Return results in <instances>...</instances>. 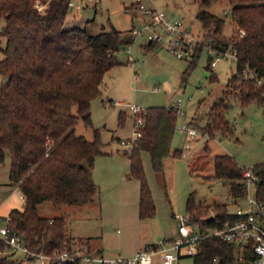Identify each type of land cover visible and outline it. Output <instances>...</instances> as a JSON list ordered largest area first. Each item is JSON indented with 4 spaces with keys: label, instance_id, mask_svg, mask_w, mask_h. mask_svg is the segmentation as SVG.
Here are the masks:
<instances>
[{
    "label": "trees",
    "instance_id": "1",
    "mask_svg": "<svg viewBox=\"0 0 264 264\" xmlns=\"http://www.w3.org/2000/svg\"><path fill=\"white\" fill-rule=\"evenodd\" d=\"M71 1L0 0V20L5 21L0 36L6 39L0 60V74L4 78L0 87V163L10 157L9 177L25 202V208L13 209L5 223L24 238L29 249L47 255L72 250L74 242L79 246L88 244V239L67 237L65 219L44 218L38 213V206L45 201L59 207L86 206L95 201L98 186L93 182L92 170L96 157L106 155L102 151L104 143L99 130H94V140L88 141L75 134L74 126L80 118L86 126H93L91 103L101 95L104 76L121 64L117 55L122 48L133 43L131 35L115 29L97 35L78 27L65 29ZM216 1L219 0L200 2L198 19L208 31L207 41L195 49L183 80L196 66L204 46L217 55L228 50L235 54L236 74L229 79L224 98L211 108L206 126L209 134L219 131L230 135L224 99L234 93L239 94L242 105L264 103V90L254 80L239 78L246 70L264 76V0H228L235 25L230 38L222 34L225 21L204 10ZM240 30L245 32L244 36ZM158 46L148 42L142 47L151 51ZM207 68L212 69L210 56ZM211 78L216 79L213 73ZM178 113L179 108L172 106L147 108L141 138L129 154L127 178L140 183V220L156 214L141 153L149 154L153 170L159 175L163 174L164 161L169 156L182 155L181 151L171 149ZM123 118L120 113V124ZM214 171L213 177L229 182V196L235 202L243 196L242 168L233 157L216 156ZM227 206L216 204L217 210L207 213L191 193L186 203L189 222L207 228L217 221L234 220ZM212 214L215 219L210 220ZM159 246L156 243L150 247ZM0 250H5V245H0ZM238 254L234 244L210 236L200 242L192 257L193 264H214L215 259L220 264H240ZM12 255L0 256V264H19Z\"/></svg>",
    "mask_w": 264,
    "mask_h": 264
},
{
    "label": "rangeland",
    "instance_id": "2",
    "mask_svg": "<svg viewBox=\"0 0 264 264\" xmlns=\"http://www.w3.org/2000/svg\"><path fill=\"white\" fill-rule=\"evenodd\" d=\"M201 0H84L83 9L77 12L69 8L64 28L85 29L97 35L113 29L132 36L136 28L142 30L148 21L138 3L146 10L163 11L173 20L182 21L193 42L200 46L207 41L198 14L202 10ZM204 10L225 21L222 34L230 38L235 25L230 14L228 0L211 3ZM5 21L0 20V33ZM144 36H132L133 43L118 53L120 65L112 68L103 79L101 95L91 103L93 126L84 124L82 118L74 126L75 134L93 141L99 130L106 155L96 157L92 170L93 182L98 186L95 201L86 206H56L50 201L39 204L38 213L48 219L63 217L67 237L91 238L92 244L102 245L107 257H130L129 254L143 249L138 244H156L177 236L178 222L187 214L186 202L191 193L197 204L214 213V205L228 204L230 213L245 208L247 201L236 202L229 196V182L213 177L214 158L230 155L241 168L264 163V103L257 101L242 105L239 94H230L224 99V112L232 134L206 131L208 116L213 105L224 98L229 79L236 74V61L227 55L218 60L211 71L207 68L209 56L216 59V53L204 46L196 66L183 80L192 58H178L162 40L159 47L145 51ZM165 38L168 35L165 34ZM6 39L0 36V60ZM210 51V52H209ZM212 73L216 77L212 80ZM4 82L0 74V87ZM122 102L116 106L114 102ZM130 105L140 108L179 106L176 130L171 143L172 152L179 150L180 157L169 156L164 163V172H154L150 156L142 152L146 179L156 206L153 218L140 220L138 204L140 185L128 180L129 154L120 140L133 137L134 121ZM124 114L119 123V114ZM191 127L198 132L190 137L184 128ZM120 149V150H119ZM10 157L0 163V224L13 209L23 210L25 202L17 185L12 184ZM196 168L198 171H192ZM216 209V210H215ZM10 254L8 252L0 256ZM19 264H42L38 259L29 260L22 253L11 256ZM192 256L181 258L179 264H193Z\"/></svg>",
    "mask_w": 264,
    "mask_h": 264
},
{
    "label": "built area",
    "instance_id": "3",
    "mask_svg": "<svg viewBox=\"0 0 264 264\" xmlns=\"http://www.w3.org/2000/svg\"><path fill=\"white\" fill-rule=\"evenodd\" d=\"M83 2L84 0H72L70 7L74 6L77 11H82ZM140 9L148 17V21L142 30L134 28L131 32L132 36H144L143 30H146L148 31L145 35L147 43L156 42L160 45L162 40H166L169 50L178 58L193 57L198 44L192 41L182 21L173 20L165 12L157 9L146 10L141 3ZM165 34L168 38H165ZM240 35L244 36L245 32L240 30ZM227 55L236 59L235 54L228 50L222 54H216V59L212 58V66H216L218 60ZM239 78L247 81L254 80L256 85L264 90V76L259 77L252 70L240 73ZM114 104L123 105L119 101ZM176 107L179 108V106ZM130 109L134 121L133 137L120 140V144L128 153L132 151L136 141L141 138V129L145 124L143 115L146 112V109L138 105H130ZM184 130L190 137L198 135V132L191 127L184 128ZM240 183L244 190L240 198H245L247 206L238 208L235 213H232L235 216L234 220H227L223 223L217 221L211 227L200 228L189 222V214H186L179 219L175 238L169 242H160L158 248L141 249L131 258H112L102 254H92L86 245L53 255L37 253L29 249L24 238L18 232L12 231L6 223L0 224V245H5V250H0V255L6 252L22 253L29 260L38 259L42 264H179L181 258L194 256L197 253L198 246L203 239L215 236L234 244L239 252L240 264H264V163L242 168ZM21 197L23 198L22 194ZM212 217L215 219L214 214ZM214 264L220 263L215 259Z\"/></svg>",
    "mask_w": 264,
    "mask_h": 264
},
{
    "label": "crops",
    "instance_id": "4",
    "mask_svg": "<svg viewBox=\"0 0 264 264\" xmlns=\"http://www.w3.org/2000/svg\"><path fill=\"white\" fill-rule=\"evenodd\" d=\"M77 11V10H76ZM77 12H80V11H77ZM145 45V44H144ZM159 47V46H158ZM120 150V149H119ZM105 154H107L106 152H104ZM167 160V159H166ZM166 160L164 161V163L166 162ZM129 162H130V160H129ZM192 171L195 173L196 171H198L196 168H193L192 169ZM129 173H130V167H129ZM128 173V174H129ZM128 176V175H127ZM128 180H135V181H137L138 183H139V181L138 180H136V179H128ZM139 185H140V183H139ZM23 196V195H22ZM23 200H24V197H23ZM187 203V202H186ZM138 208H139V204H138ZM77 238H84V239H88L89 241H88V244L86 245L87 246V248H88V250H89V252L90 253H92V254H102V255H104V256H107L106 254H105V248L102 246V245H97V244H92V239L91 238H85V237H77ZM173 239V238H172ZM79 245H77L75 242L73 243V245H72V247H73V249L74 248H76V247H78ZM143 247V249H145V248H147V247H150V246H152V244H144V245H140V244H138V247L140 248V247ZM141 250V249H140ZM139 251V250H138ZM136 254V253H135ZM129 256L130 257H126V258H131V257H133L134 255H133V253H130L129 254ZM110 257V256H109ZM112 257H115V256H112Z\"/></svg>",
    "mask_w": 264,
    "mask_h": 264
},
{
    "label": "water",
    "instance_id": "5",
    "mask_svg": "<svg viewBox=\"0 0 264 264\" xmlns=\"http://www.w3.org/2000/svg\"><path fill=\"white\" fill-rule=\"evenodd\" d=\"M209 219H210V220H212V219H213V217L211 216Z\"/></svg>",
    "mask_w": 264,
    "mask_h": 264
}]
</instances>
